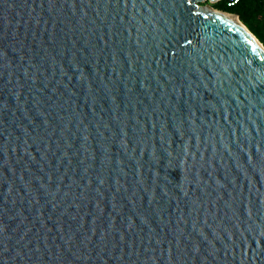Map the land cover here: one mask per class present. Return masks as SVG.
Returning a JSON list of instances; mask_svg holds the SVG:
<instances>
[{"label": "water", "instance_id": "1", "mask_svg": "<svg viewBox=\"0 0 264 264\" xmlns=\"http://www.w3.org/2000/svg\"><path fill=\"white\" fill-rule=\"evenodd\" d=\"M202 1L0 0V264H264V49Z\"/></svg>", "mask_w": 264, "mask_h": 264}, {"label": "trees", "instance_id": "2", "mask_svg": "<svg viewBox=\"0 0 264 264\" xmlns=\"http://www.w3.org/2000/svg\"><path fill=\"white\" fill-rule=\"evenodd\" d=\"M262 0H238L237 4L227 8L222 1L215 4L216 9L234 14L243 26L254 28L264 41V13L261 9Z\"/></svg>", "mask_w": 264, "mask_h": 264}, {"label": "rangeland", "instance_id": "3", "mask_svg": "<svg viewBox=\"0 0 264 264\" xmlns=\"http://www.w3.org/2000/svg\"><path fill=\"white\" fill-rule=\"evenodd\" d=\"M215 4L216 3H211V2H208L207 0L205 1H202V2H199L197 4V7L199 9H201L202 11H209L210 9L212 10H217V11H220L218 9H216L215 7ZM223 12V11H221ZM225 13V12H224ZM247 31L257 40V42L262 46V48L264 49V41L261 39V37L257 34V32L254 30V28H251V27H248V26H244Z\"/></svg>", "mask_w": 264, "mask_h": 264}, {"label": "bare ground", "instance_id": "4", "mask_svg": "<svg viewBox=\"0 0 264 264\" xmlns=\"http://www.w3.org/2000/svg\"><path fill=\"white\" fill-rule=\"evenodd\" d=\"M208 14H214L217 15V17L229 20L230 22H232L234 25L235 24H240L241 22L235 17L234 14H229V13H224V12H213V11H208ZM241 25H243L241 23ZM246 29V28H245ZM256 40V39H255ZM258 43V42H257ZM263 46V45H262Z\"/></svg>", "mask_w": 264, "mask_h": 264}, {"label": "built area", "instance_id": "5", "mask_svg": "<svg viewBox=\"0 0 264 264\" xmlns=\"http://www.w3.org/2000/svg\"><path fill=\"white\" fill-rule=\"evenodd\" d=\"M220 1H222L227 8L233 7L238 2V0H218L217 2H220ZM261 9H262V11L264 13V0H262Z\"/></svg>", "mask_w": 264, "mask_h": 264}]
</instances>
